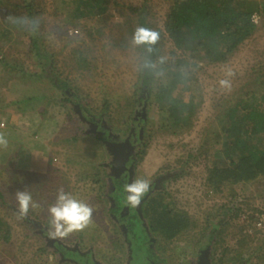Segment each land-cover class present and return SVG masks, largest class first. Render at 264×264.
Instances as JSON below:
<instances>
[{
	"label": "rangeland",
	"instance_id": "obj_1",
	"mask_svg": "<svg viewBox=\"0 0 264 264\" xmlns=\"http://www.w3.org/2000/svg\"><path fill=\"white\" fill-rule=\"evenodd\" d=\"M4 1L13 9L3 16L0 13V28L11 29L14 35L15 15L11 13L19 0ZM57 2H34L41 3V33L50 50L42 59L28 48H10L13 39L0 40L1 55L8 54L18 64L10 69L0 63V133L8 141L7 147H0V218L9 224L10 233L6 240L0 232V264H57L60 258L53 257L56 245L44 235L48 234L47 209L60 188L94 209L89 227L56 238L60 243L89 250L99 264H130L132 245L134 264H145L149 251L144 227L136 217L132 227L136 240L126 237L112 217L108 198V176L112 174L108 144L116 138L129 142L125 137L129 132L137 135L139 128L143 129L145 145L136 140L134 146L136 150L141 146L144 153L135 159L132 182L147 179L153 188L151 194L160 191L158 201L169 202L189 222L186 230L170 239L151 229L155 264H196L199 249L207 241L214 242L217 233L211 237V231L215 226L219 230L222 222H229L223 245L235 246L239 226L251 235L264 234V226L253 225L257 213L264 215V180L244 187L227 182L215 190L208 186L206 173L213 144L219 146L216 135L223 130L228 105L238 95L246 97L264 88L260 82L264 80V16L254 34L226 62L190 59L197 62L188 70L197 88L199 107L189 128L170 133L158 128L166 115L149 86L154 82L148 85L139 79L142 59L129 30L130 13L117 6L111 25L101 33L88 34L83 25H65L64 14L55 8ZM153 2L155 20L162 25L167 3ZM65 7L73 9L72 4ZM73 47L85 51L87 68L74 67ZM174 48L167 40L165 59ZM177 55L186 54L177 49ZM228 68L235 72L230 77L232 86L221 89L218 82ZM180 98L186 103L190 91L185 90ZM155 181L158 188L152 186ZM18 190L30 191L37 205L26 218L18 214ZM142 217L147 226L146 216ZM222 248L221 244L216 251L211 247L210 264H214L213 253L218 258Z\"/></svg>",
	"mask_w": 264,
	"mask_h": 264
},
{
	"label": "trees",
	"instance_id": "obj_2",
	"mask_svg": "<svg viewBox=\"0 0 264 264\" xmlns=\"http://www.w3.org/2000/svg\"><path fill=\"white\" fill-rule=\"evenodd\" d=\"M35 1L40 0H19L14 4L15 11L11 14L15 15L12 25L16 34L1 26L0 40L13 39L10 48H28L42 59L50 50L41 33V17L38 16L41 3L36 5ZM68 1L58 0L55 5L64 14L65 25H83V31L88 34L101 33L105 26L111 25L114 17L112 11L117 6L130 13L129 30L132 34L139 25L159 31L160 39L152 46L151 52L145 45H135V50L142 59L139 79L143 78V83L148 85L154 82L149 86L155 94L156 103L166 115L158 128L170 133L189 128L199 107L197 88L188 70L190 65H197V62H191L190 59L226 62L257 29L253 15L258 14L260 18L264 16V0H162L167 3V9L160 25L155 20L153 0H136L135 3L117 0ZM0 4L2 16L13 9L4 0H0ZM67 4H72L73 9L67 11ZM167 40L175 48L170 50L165 59ZM2 49L0 43V51ZM177 49L186 55L178 56ZM71 53L74 67H88L87 54L83 49L73 47ZM6 55L0 52V63L10 69L16 68L18 64ZM260 82L264 87V80ZM185 90L190 91V99L181 103L180 97ZM259 91H252L246 97L238 95L227 107L223 130L216 135L219 146L217 142L213 144V153L206 165L207 184L215 190L227 182L244 187L264 180V88ZM162 201L158 207H155L156 202L146 205L144 214L154 231L158 230L170 239L186 230L189 222L186 215L171 208L169 202ZM234 215L238 216L237 213ZM228 224V221L222 222L219 230L215 226L211 231V237L217 233L213 249L216 251L218 245L223 246L218 258L215 257L216 252L213 253L214 264H264V234L251 235L244 231L243 226H239L235 246L223 245ZM0 232L4 239L10 238L9 224L2 218ZM209 244L207 241L203 246Z\"/></svg>",
	"mask_w": 264,
	"mask_h": 264
},
{
	"label": "flooded vegetation",
	"instance_id": "obj_3",
	"mask_svg": "<svg viewBox=\"0 0 264 264\" xmlns=\"http://www.w3.org/2000/svg\"><path fill=\"white\" fill-rule=\"evenodd\" d=\"M143 129L139 128L137 131V135L134 132H129L125 139H129V142L122 143L121 140L117 138L112 140L113 142L109 145V150H111L112 154V162L109 164V167L112 168V174L108 176L109 184L111 185L110 194H108V198L111 200V210L112 217L117 221L119 228L122 229L124 234L130 236L132 239L136 240V235L133 233V219H139V223L141 227H144V234L146 236L145 245L149 251L148 261L145 264H155L154 259L152 258L151 253V226H146L145 219L142 217L144 214V209L146 205L151 204L152 202L160 201L159 196L161 192H157L158 190H154L155 195L152 193L153 188L144 195L141 200V203L137 207H131L126 203L127 193L124 190V185L126 183H132V174L134 168V162L137 155L140 154L142 150V145H145L143 138ZM111 135V134H110ZM135 137H134V136ZM138 140L141 143V146L138 147V150L135 149L134 143ZM126 156V157H125ZM155 188H158L157 182L154 184ZM158 201V202H159ZM143 214V215H142ZM137 217V218H136ZM147 218V217H146ZM148 220V219H147ZM153 231V229H152ZM44 237L46 239L52 240V244H55L54 255L59 259L57 264H99L95 260L92 259L91 255H89L88 251H82L78 248L77 245L75 247L66 246L63 243H60L57 239L53 240L49 237L48 234H45ZM132 241V240H131ZM131 243V242H129ZM133 243V241H132ZM209 245L203 246V248L199 249V256L196 264H202V261L205 260L208 264H210L209 254L211 253L212 242H209ZM130 264H134V249L132 245L130 246Z\"/></svg>",
	"mask_w": 264,
	"mask_h": 264
},
{
	"label": "clouds",
	"instance_id": "obj_4",
	"mask_svg": "<svg viewBox=\"0 0 264 264\" xmlns=\"http://www.w3.org/2000/svg\"><path fill=\"white\" fill-rule=\"evenodd\" d=\"M132 39L135 45H145L147 46V50L151 52L152 46L156 45L160 39V33L150 27L139 25L135 28ZM234 75L235 72L231 68L226 69L224 78L218 82L219 87L230 90L232 86L230 77ZM7 144V139L0 133V147H7ZM149 189V181L144 178H138L132 183H126L124 185V190L127 193L126 203L131 207L139 206ZM15 198L18 214L21 217L26 218L30 209L37 206L33 201L32 193L28 190H18L15 193ZM93 211L94 209L90 204L77 198L71 192L60 188L57 191L55 202L47 209L49 213V237L63 239L72 233L85 230L92 223Z\"/></svg>",
	"mask_w": 264,
	"mask_h": 264
},
{
	"label": "built area",
	"instance_id": "obj_5",
	"mask_svg": "<svg viewBox=\"0 0 264 264\" xmlns=\"http://www.w3.org/2000/svg\"><path fill=\"white\" fill-rule=\"evenodd\" d=\"M260 19V16L258 14H254L253 15V20L257 23ZM257 227H263L264 226V215H258V213L256 214V216H254V224Z\"/></svg>",
	"mask_w": 264,
	"mask_h": 264
},
{
	"label": "water",
	"instance_id": "obj_6",
	"mask_svg": "<svg viewBox=\"0 0 264 264\" xmlns=\"http://www.w3.org/2000/svg\"><path fill=\"white\" fill-rule=\"evenodd\" d=\"M126 157V156H125ZM202 264H208L207 262H205V260L204 261H202Z\"/></svg>",
	"mask_w": 264,
	"mask_h": 264
}]
</instances>
